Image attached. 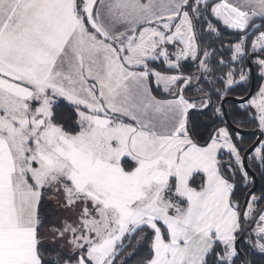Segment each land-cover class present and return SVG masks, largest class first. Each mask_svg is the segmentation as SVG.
<instances>
[{"label":"snow or ice","instance_id":"1","mask_svg":"<svg viewBox=\"0 0 264 264\" xmlns=\"http://www.w3.org/2000/svg\"><path fill=\"white\" fill-rule=\"evenodd\" d=\"M0 264H264V0H0Z\"/></svg>","mask_w":264,"mask_h":264}]
</instances>
